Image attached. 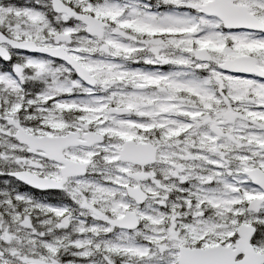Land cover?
Listing matches in <instances>:
<instances>
[{
    "label": "snow or ice",
    "instance_id": "snow-or-ice-1",
    "mask_svg": "<svg viewBox=\"0 0 264 264\" xmlns=\"http://www.w3.org/2000/svg\"><path fill=\"white\" fill-rule=\"evenodd\" d=\"M0 264H264V0H0Z\"/></svg>",
    "mask_w": 264,
    "mask_h": 264
}]
</instances>
